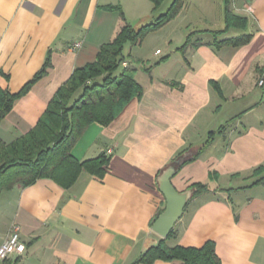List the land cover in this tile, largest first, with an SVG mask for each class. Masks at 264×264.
Listing matches in <instances>:
<instances>
[{
	"label": "crops",
	"instance_id": "0c3cea01",
	"mask_svg": "<svg viewBox=\"0 0 264 264\" xmlns=\"http://www.w3.org/2000/svg\"><path fill=\"white\" fill-rule=\"evenodd\" d=\"M224 1L185 0L148 33L162 37L165 51L150 56L164 60L148 66L150 57L128 52L141 97L109 124L88 125L71 149L83 160L110 148L102 177L83 170L68 188L40 178L0 193V242L15 225L25 243L24 254L6 264H131L161 237L151 229L165 207L157 177L185 148L200 153L176 167L173 187L182 192L203 182L208 190L192 193L168 243L212 240L222 264H264V185L250 186L248 177L257 166L264 170V0H229L246 24L215 36L208 30L224 27ZM163 4L153 11L151 0H0V87L17 92L48 54L51 61L0 122V138L11 142L32 129L73 70L115 36L122 19L108 5L138 28L163 13ZM193 31V44L179 50ZM240 34H249L248 42L216 44ZM76 41L81 46L71 50Z\"/></svg>",
	"mask_w": 264,
	"mask_h": 264
},
{
	"label": "trees",
	"instance_id": "16d2710c",
	"mask_svg": "<svg viewBox=\"0 0 264 264\" xmlns=\"http://www.w3.org/2000/svg\"><path fill=\"white\" fill-rule=\"evenodd\" d=\"M151 1L152 10L155 11L165 0ZM184 3L185 0H172L163 13L138 28L126 20L119 6H107L109 9H118L122 19L115 36L100 46L93 61L73 70L70 77L59 86L32 129L11 142H4L0 138V193L16 185L24 187L33 184L40 178H49L61 187L68 188L83 170L97 177L104 175L109 155L103 152L93 158L79 160L71 153V149L88 125L93 122L109 124L132 98L141 97L143 86L135 79L134 69L122 66L126 59L124 47L127 43L140 44L148 33L173 19ZM224 4V27L208 30L215 36L227 32L231 27L238 28L246 24V18L229 10V0H225ZM196 32L189 33L178 49L184 51L192 45L191 38ZM249 38V34H240L217 40L216 44L236 47L248 42ZM50 66L48 54L43 65L17 92L12 93L0 87V122L11 111L15 101L25 95ZM211 85L221 93L216 82L211 81ZM224 128L225 124L218 131L222 132ZM213 134L209 133L205 143L212 140ZM192 151L185 148L178 152L172 160L175 167L195 159L200 153V149ZM251 174L256 178L250 186L264 185L262 166L255 167ZM190 189L195 196L207 191L208 185L196 182L191 184ZM162 211L163 208L157 211L151 224ZM175 237L176 231L172 229L167 237H159L155 244L148 246L131 264H152L156 260L169 264H222L212 240H207L201 246L170 245L168 240Z\"/></svg>",
	"mask_w": 264,
	"mask_h": 264
},
{
	"label": "water",
	"instance_id": "95a60500",
	"mask_svg": "<svg viewBox=\"0 0 264 264\" xmlns=\"http://www.w3.org/2000/svg\"><path fill=\"white\" fill-rule=\"evenodd\" d=\"M176 171L174 165H169L157 177L159 189L165 197V207L151 224V229L163 238L173 229L193 193L191 189L179 192L173 187L170 178Z\"/></svg>",
	"mask_w": 264,
	"mask_h": 264
},
{
	"label": "built area",
	"instance_id": "2783aa9c",
	"mask_svg": "<svg viewBox=\"0 0 264 264\" xmlns=\"http://www.w3.org/2000/svg\"><path fill=\"white\" fill-rule=\"evenodd\" d=\"M81 46V41L74 42L70 49L76 50ZM160 50L157 49L156 52ZM123 67H128L129 64L126 60L122 62ZM111 153V149L106 150V154ZM25 252V243L21 239L17 226H13L12 230L0 242V264H6L7 260L13 256H22Z\"/></svg>",
	"mask_w": 264,
	"mask_h": 264
},
{
	"label": "rangeland",
	"instance_id": "374dc122",
	"mask_svg": "<svg viewBox=\"0 0 264 264\" xmlns=\"http://www.w3.org/2000/svg\"><path fill=\"white\" fill-rule=\"evenodd\" d=\"M172 0H165L164 1V4L161 6V8L164 10V7H165V10L166 8L168 7V5H170ZM161 10V9H160ZM164 10V11H165ZM149 23V22H148ZM146 24V23H145ZM143 25V24H142ZM195 35V34H194ZM229 34H227L226 36H228ZM146 35L144 37V39L142 40V44H130V43H127L124 47V50H123V54L126 56H128V52L131 50L132 54L134 55V50L135 52H139V54L141 55H147V57H150V63L148 64L149 65H153L155 63L156 60H158L161 56V54L157 55V56H150L151 52L154 51L156 48H160L163 50V52L165 51L164 49V43L161 41V38L160 36H157L155 37V35ZM135 47V49H133ZM78 49V48H77ZM160 52V51H159ZM155 53H158L155 51ZM132 61L137 62V59L134 60V58L131 59ZM128 62V61H127ZM129 64V63H128ZM145 64H147V62L145 61ZM130 66V65H129ZM128 66V67H129ZM263 74H264V68H263ZM263 82V79L261 78L259 80V84H261ZM105 154H106V151H105ZM252 173V171H251ZM251 173H249L248 177L251 178V179H255L256 176L252 175ZM251 181H254V180H251ZM15 226V225H13ZM13 226L11 227L10 230H12ZM9 230V231H10ZM9 233V232H8ZM7 233V234H8Z\"/></svg>",
	"mask_w": 264,
	"mask_h": 264
}]
</instances>
